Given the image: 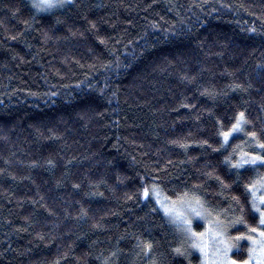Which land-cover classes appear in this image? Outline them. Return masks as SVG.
<instances>
[{
	"label": "trees",
	"instance_id": "obj_1",
	"mask_svg": "<svg viewBox=\"0 0 264 264\" xmlns=\"http://www.w3.org/2000/svg\"><path fill=\"white\" fill-rule=\"evenodd\" d=\"M61 1L0 0V264H199L154 192L243 249L264 0Z\"/></svg>",
	"mask_w": 264,
	"mask_h": 264
},
{
	"label": "rangeland",
	"instance_id": "obj_2",
	"mask_svg": "<svg viewBox=\"0 0 264 264\" xmlns=\"http://www.w3.org/2000/svg\"><path fill=\"white\" fill-rule=\"evenodd\" d=\"M28 1L38 12H49L57 9L62 4L61 0H52L55 6L48 7L46 4H42L41 7L37 8L34 5L41 3L42 0ZM236 131L234 130V133ZM247 159L246 157H242L241 161ZM249 196L251 209L253 206L264 209V201L261 200V197H264V175L250 188ZM152 198L169 223L179 228L183 237L186 238V244L191 253L199 257V264H231L233 260H247L249 264H264V238L260 236V231H264V227L259 225V213L255 214V217L258 219L257 227L259 230L255 233L250 232L243 235L244 237L251 236L252 239H234L235 243L244 245L245 249H243L245 252H243V249L232 246L234 244L229 240L227 236L228 232H225L226 225L209 214V211L204 210L203 207L201 208V205L195 203L196 201L185 198L172 202L155 192L152 193ZM195 212H200L201 217L196 216ZM186 220L192 222L191 231H189V225L185 223ZM199 233H203L204 235L200 236ZM225 242L227 245H230L226 255ZM239 256L242 259H239Z\"/></svg>",
	"mask_w": 264,
	"mask_h": 264
},
{
	"label": "snow or ice",
	"instance_id": "obj_3",
	"mask_svg": "<svg viewBox=\"0 0 264 264\" xmlns=\"http://www.w3.org/2000/svg\"><path fill=\"white\" fill-rule=\"evenodd\" d=\"M42 4H46L48 7L55 6L53 4L52 0H42L41 3L35 4L34 6L37 7V8H39V7L42 6ZM239 116H240V119H243L244 113H240ZM240 119H238L237 120V123L232 126L233 127V130H238L239 129ZM223 135H224L225 139H227L228 133H223ZM252 135L255 136V133H252ZM259 147L262 148V149H264V144H260ZM257 161H259L261 163V165H264V156H257V157L252 158L251 160H243L239 164L233 165V167L240 168V167H243L244 164H252V165H255L257 163ZM147 194H148L147 193V190H145L144 195H147ZM261 200L264 201V197H261ZM196 203L197 204H200L199 199L196 200ZM250 212L253 214V216H255L256 213H259V225L261 227H264V209L256 208L255 206H253V208L250 209ZM195 215L198 216V217H201V213L200 212H195ZM185 223L189 225V231H191V223L192 222L190 220H186ZM243 223H244V218L243 217H241L240 219H238L237 221L234 222V224H243ZM258 230L259 229L257 227H252V228L248 229V231H250L252 233L257 232ZM194 235H196V234L194 233ZM199 235L200 236H203L204 234L203 233H199ZM260 236L262 238H264V231H260ZM236 239L237 240H242V239H249V240H251L252 237L251 236L244 237L243 235H241V236L236 237ZM149 247H150V245H149ZM229 247H230V245H227V243L225 242V255H226L227 250H228ZM177 252H179V249H177ZM231 264H249V261H247V260H245V261L233 260V261H231Z\"/></svg>",
	"mask_w": 264,
	"mask_h": 264
}]
</instances>
